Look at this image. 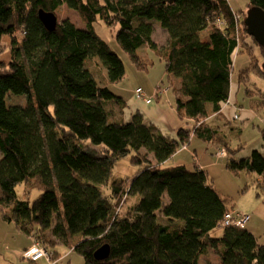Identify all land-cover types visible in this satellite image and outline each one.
Returning <instances> with one entry per match:
<instances>
[{"label": "trees", "instance_id": "trees-1", "mask_svg": "<svg viewBox=\"0 0 264 264\" xmlns=\"http://www.w3.org/2000/svg\"><path fill=\"white\" fill-rule=\"evenodd\" d=\"M64 4L85 26L64 20L49 31L39 10L57 12ZM247 6L264 9V0ZM246 17L230 0H0L1 219L48 250L69 245L85 264H264V244L252 232L221 224L234 206L207 170L197 162L168 163L193 139L219 141L209 118L231 102L234 78L264 107V91L251 84L252 74L264 79V46L249 34ZM97 22L116 29L118 44L139 69L153 65L139 52L144 46L164 61L168 86H158L156 98L172 88L178 115L191 119V128L172 138L146 124L140 111L124 120L127 100L111 87L125 78V65ZM155 25L169 34L165 46L153 38ZM240 55L248 60L243 67ZM11 95L25 102L10 103ZM242 147L221 146L226 166L257 174L259 197L264 155L253 150L239 157ZM125 158L138 166L129 185L111 176ZM29 181L40 193L20 199L16 188ZM128 196L139 199L121 213ZM106 243L110 255L96 259Z\"/></svg>", "mask_w": 264, "mask_h": 264}, {"label": "rangeland", "instance_id": "rangeland-1", "mask_svg": "<svg viewBox=\"0 0 264 264\" xmlns=\"http://www.w3.org/2000/svg\"><path fill=\"white\" fill-rule=\"evenodd\" d=\"M230 1L232 5L235 7V9L238 10V12H240V10H243L246 14H248L249 11L247 6L248 0H230ZM56 14L59 18V22H63L64 20H70L78 27L85 26L79 13L76 10L68 7L66 4H64L62 8L56 12ZM95 28L97 32L110 44L112 49H114L118 53V55L121 57L125 65V69H126L125 78L116 85L111 87L115 93L120 92L125 97V99L128 102H130L132 97L135 95L137 87H141L144 92H146L149 95H153L159 84H161V86L164 85L168 86V79L164 65L165 63L164 61H160V59L153 53L154 51L152 49H150L148 46H144L139 49L140 54L145 56V58L151 59V61L153 62V65H151L148 70L139 69L135 65L131 57L128 55V53L125 52L118 44L115 35L116 29H111L103 22H97L95 24ZM159 32L157 30V32L155 33V39L158 40L160 46H165L168 42V39L162 38ZM153 38H154V34H153ZM4 56L6 60H9V53L7 51L5 52ZM93 61L100 62L98 57L93 59ZM247 61L248 60L245 55H240L237 58V66L243 67L244 65H246ZM89 65L94 68L95 63L91 61ZM261 65L264 69V61L261 62ZM100 70L102 71V75L103 74L105 75V70L103 68ZM98 74L100 73L96 74L97 78L99 79ZM251 84L256 85L258 88L264 91L263 78L255 74H252ZM251 84L249 86H251ZM9 98H10L9 99L10 103L25 102V97L21 95L19 96L11 95ZM161 98L162 99H160L159 101L165 107L167 113L169 114L172 113L173 116L176 117L175 111L177 110L175 108H172L169 102V98L175 99V94L173 89L169 88L167 94L162 95ZM245 98H246L245 95L244 96L241 95L239 97V101L241 103L243 102L244 105L246 104ZM172 109L173 111H171ZM233 121H234L233 126H235V128H238L242 124L240 123L239 120L233 119ZM257 123L258 122H256V124ZM183 124H184L183 128L185 129H189L194 125L193 122H188V123L184 122ZM219 125L221 131H224V133H227L229 135L230 133L229 127L226 129L224 125L221 124ZM253 126L254 124L250 127L248 131H246L245 136H243L241 140H239L237 136L235 137L228 136V139L231 141L230 145L232 147L238 148V146H243L238 154L239 157L247 156L248 154L250 155L252 151L255 150L254 145L257 142L260 143L257 145L263 147L261 145V143H264L263 133L262 135L261 133H258V129L255 127L256 125L254 126L255 128H253ZM203 144L206 146L210 145V148L213 149V145L215 144V142L210 144L209 143L208 144L203 143ZM193 147L196 146L192 145L188 147V149H184L182 153H179L176 157L177 159L176 160L174 159L176 161L175 163H187L190 167H193L191 163L192 160L191 154L189 153V150H191V148ZM214 154L216 155V153ZM212 160L216 161V165L212 166L209 170V182L218 190L220 196L228 206H234L237 208V210L243 212L246 211L247 213V211L251 210L253 205L256 204L257 202L263 203L262 200L264 199V194L261 195L262 197L259 196L261 198L257 196V192L260 189L258 187L259 176L257 174L246 171L235 172L228 169L226 166V158L216 156L214 159L212 157ZM137 170H138V166L132 164L129 158H125L119 160L116 163V166H114L113 173L111 176L112 178L115 177L114 179H117L120 182L126 181V185H129ZM33 182L34 181L20 183L17 186L16 191L20 199H26L29 192H32L31 198H35L37 195H39L40 192H37V189H35V185H33ZM104 192L107 195H109L111 194V189L106 187L104 189ZM138 199L139 198H136L135 196H128V198L124 197L123 202H121L117 210L120 211L121 213L122 212L125 213V211H127L133 203L138 201ZM166 201H167V197L165 198V202ZM0 224H4V222L1 221V219H0ZM252 224L255 225L254 228L255 237L257 238L260 244H264V219L254 214L253 218L247 223L246 229L250 231V227L252 226ZM5 234L11 236V229L6 231ZM75 238L76 237L73 238L74 240L72 239V242L75 241ZM3 245L5 246L6 244ZM7 248H9V246H7ZM7 248L4 247V252L9 251ZM54 250L58 252L57 259L54 258L51 260L55 264H85L84 257L80 253L72 250L70 246L65 243H59L58 245H56L55 249L48 250V252L52 255ZM211 256L213 258L215 257L213 253H211ZM51 261L47 257H45L44 259H42L40 264H50ZM27 264H32V263L27 262Z\"/></svg>", "mask_w": 264, "mask_h": 264}, {"label": "crops", "instance_id": "crops-1", "mask_svg": "<svg viewBox=\"0 0 264 264\" xmlns=\"http://www.w3.org/2000/svg\"><path fill=\"white\" fill-rule=\"evenodd\" d=\"M157 30L158 32L160 31L159 33L161 34L162 38L164 39L169 38V34L165 29L160 28L159 25H155L154 39H155V33L157 32ZM155 40L158 42L157 39ZM235 80L236 79L234 78L232 82L233 91L231 94V102L227 105L224 104L220 112L212 114L211 117L209 118V121H211L214 124V126L218 128L219 130L218 135L220 137L219 141L215 142V144L213 145V149L210 148V145L206 146L203 144L204 142L193 139L190 144L180 149L172 157V159L168 161V163L172 165L187 164V163H175L176 162L175 160L177 159L176 157L179 153H182L184 149H188V147L192 145L196 146V147L191 148V150H189V153L191 154V158H192L191 163L197 162L200 165V167H203L204 170H207L208 180H209V170L212 166L216 165V161L212 160V157L214 159L216 156H218L217 154L215 155L214 153H216L218 148L219 147L221 148V146L224 145V143H229V145L231 144V141L228 139V136H231V137L237 136L239 140H241L243 136H245L246 131H248L253 124L254 126L256 125L255 127L258 129V133H261V135L263 133V136H264V121H263L264 107H261L259 103H257V100L259 99L258 98L259 95H257L256 93H251L250 97L246 96L242 88L239 86V84ZM159 86H161V84H159ZM157 90L158 89L155 90L153 95H149L145 93L149 97L154 96V99L151 103H146V101L138 97L137 93L135 92V95L132 97L131 101L130 102L127 101V106L124 108L121 116L124 117V120H129L135 112L140 111L144 116V120L146 124L155 125L165 135L172 137V138H176L177 131L180 128L184 127L183 123L184 122L188 123V122H193V121L191 119H181L180 116L177 115V111H175L176 117H174L172 113L170 114L167 113V111L165 110V107L162 105V103H160L159 100L162 99L161 98L162 95L167 94L168 90L164 88V92H162L159 99L156 98ZM241 95L246 96L245 105L243 102L241 103L239 101V97ZM247 100H248V103H247ZM169 102H170V106H172V108H175V99L169 98ZM234 103H235V106H234ZM240 105H243L242 108L240 107ZM171 111H173V109ZM236 111H238L240 114L239 119H235L233 117ZM232 118L234 120H239L240 123L242 124L240 126L238 125L239 126L238 128H235V126H233L234 121ZM256 122L258 123L256 124ZM219 124L224 125L226 129L229 127L230 129L229 135L227 133H224V131H221ZM254 126L253 128H255ZM257 144H260V143L257 142L254 145L255 150H259L264 155V143H261L263 147H260V145H257ZM262 202L263 203L257 202L256 204L253 205L251 210L247 211V213L251 214V219L253 218L254 214L264 219V199L262 200ZM1 221L3 220L1 219ZM3 222L4 224H0V261H1L0 264H27V262L32 263V264H40L42 260L34 262L31 260H28L27 258H24L23 256V252L33 244L34 238L20 231V229L14 223H9L5 221ZM254 228H255V225L252 224V226L250 227V232H252L253 234L255 233ZM9 229H11V236L5 234V232L8 231ZM3 244H6V245L4 246ZM7 246H9V248H7ZM4 247H6L9 251L4 252Z\"/></svg>", "mask_w": 264, "mask_h": 264}, {"label": "water", "instance_id": "water-1", "mask_svg": "<svg viewBox=\"0 0 264 264\" xmlns=\"http://www.w3.org/2000/svg\"><path fill=\"white\" fill-rule=\"evenodd\" d=\"M39 17L49 31H54L59 24V18L56 12L40 9ZM245 22L249 34H251L260 45L264 46V9L261 7L250 8ZM110 252L111 246L106 243L95 251L94 256L96 259L102 260L107 258Z\"/></svg>", "mask_w": 264, "mask_h": 264}, {"label": "built area", "instance_id": "built-area-1", "mask_svg": "<svg viewBox=\"0 0 264 264\" xmlns=\"http://www.w3.org/2000/svg\"><path fill=\"white\" fill-rule=\"evenodd\" d=\"M136 92L138 97L144 99L146 103H151L153 101V98L146 95L145 92L142 90V88H137ZM229 103L230 100L226 102L225 105ZM233 117L235 119H239L240 118L239 112L236 111ZM218 156L226 157L227 156L226 149L220 148L218 151ZM250 220H251V214L237 210L236 208L233 207L227 209L221 224L223 226H236L239 228H245ZM23 256L24 258H27L28 260L34 262H37L45 257H47L48 259H51L52 257V255L48 252V250L44 246H42V244L37 240L34 241V243L23 252Z\"/></svg>", "mask_w": 264, "mask_h": 264}]
</instances>
